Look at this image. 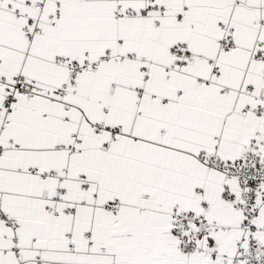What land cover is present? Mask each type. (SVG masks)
<instances>
[{
  "label": "snow or ice",
  "instance_id": "snow-or-ice-1",
  "mask_svg": "<svg viewBox=\"0 0 264 264\" xmlns=\"http://www.w3.org/2000/svg\"><path fill=\"white\" fill-rule=\"evenodd\" d=\"M0 264H264V0H0Z\"/></svg>",
  "mask_w": 264,
  "mask_h": 264
}]
</instances>
